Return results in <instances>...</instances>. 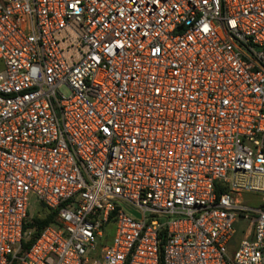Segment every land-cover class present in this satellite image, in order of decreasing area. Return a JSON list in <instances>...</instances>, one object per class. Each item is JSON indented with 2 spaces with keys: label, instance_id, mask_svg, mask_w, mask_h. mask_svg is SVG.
<instances>
[{
  "label": "built area",
  "instance_id": "2783aa9c",
  "mask_svg": "<svg viewBox=\"0 0 264 264\" xmlns=\"http://www.w3.org/2000/svg\"><path fill=\"white\" fill-rule=\"evenodd\" d=\"M0 264H264V0H0Z\"/></svg>",
  "mask_w": 264,
  "mask_h": 264
},
{
  "label": "rangeland",
  "instance_id": "374dc122",
  "mask_svg": "<svg viewBox=\"0 0 264 264\" xmlns=\"http://www.w3.org/2000/svg\"><path fill=\"white\" fill-rule=\"evenodd\" d=\"M242 201L247 206H259L261 205V196L257 194H244L242 196ZM29 212L32 214V216H44L45 212L41 210L39 200L36 196H32L29 206ZM248 221H245L243 219H238L237 223L235 224L236 228V234L231 242L230 249L233 251L239 241L243 239L245 235V229L248 227ZM28 237V235H26ZM30 236V235H29Z\"/></svg>",
  "mask_w": 264,
  "mask_h": 264
},
{
  "label": "trees",
  "instance_id": "16d2710c",
  "mask_svg": "<svg viewBox=\"0 0 264 264\" xmlns=\"http://www.w3.org/2000/svg\"><path fill=\"white\" fill-rule=\"evenodd\" d=\"M41 210L45 212L44 216H32V214L29 212L31 216V221L25 226V231H27L30 228H33V233L31 236L24 235L22 238V249L25 251L29 249L31 244L34 242L36 237L39 235L41 229L45 227L46 225L51 224L55 220V213L49 212L45 205L43 203H40Z\"/></svg>",
  "mask_w": 264,
  "mask_h": 264
}]
</instances>
